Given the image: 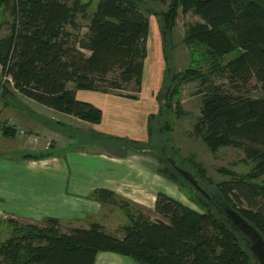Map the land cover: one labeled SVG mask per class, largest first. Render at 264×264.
<instances>
[{"label": "trees", "instance_id": "obj_1", "mask_svg": "<svg viewBox=\"0 0 264 264\" xmlns=\"http://www.w3.org/2000/svg\"><path fill=\"white\" fill-rule=\"evenodd\" d=\"M83 1L12 0L8 33L0 37V64L3 75L22 94L99 123L102 111L78 100L68 83L78 89L110 91L124 89L126 82L136 79L142 87L150 32V19L142 6L148 0H99L88 27L90 46L68 28H80L78 15H85L92 3ZM10 2L0 0V21ZM180 5L203 20L190 26L187 41L209 47V72L186 73L205 86L196 130L213 149L243 147L263 175L264 96L254 97L251 92L261 89L264 93V0H174L168 22L174 20ZM87 47L92 50L89 56L82 50ZM102 50L111 52L110 58L101 57ZM236 50L240 51L237 56L222 62L224 55ZM118 61L125 68L122 80L108 79V71ZM216 78L227 84H217ZM253 82L258 86L252 87ZM10 129L5 133H16ZM46 155L51 154L25 157ZM161 173L178 182L175 174ZM206 189L213 201L190 193L202 212L159 192L154 210L159 217L153 221L141 212L136 214L131 200L110 190H96L95 198L118 204L128 216L123 237L98 224L63 232L62 222L55 218L40 221L41 227L10 220L14 236L0 243V264H95L100 251L119 253L140 264H252L253 255L231 228L224 207L236 209L264 235V183L239 176L221 182L215 190ZM231 196L246 200L251 209H239Z\"/></svg>", "mask_w": 264, "mask_h": 264}, {"label": "crops", "instance_id": "obj_2", "mask_svg": "<svg viewBox=\"0 0 264 264\" xmlns=\"http://www.w3.org/2000/svg\"><path fill=\"white\" fill-rule=\"evenodd\" d=\"M163 55L162 48L161 58ZM152 62L155 66L145 64V85L135 97L120 91L78 89L75 83H68V90L78 100L102 111L99 123L41 104L16 90L11 82L4 86L2 76L6 77L0 64L2 231L11 227L9 218L33 222L55 218L72 228L98 224L108 233L123 237L130 223L128 216L118 204L95 198L96 190H110L152 211L159 192L180 200L173 194L169 180L158 173L151 151L143 149L151 142V124L160 115L162 105L159 85L154 91H145L148 70L159 74L163 67L158 59ZM10 128L16 134H6ZM21 129L33 137L24 136ZM101 137L127 143L130 148L114 153ZM40 153L51 155L25 157ZM95 264L140 263L119 253L100 251Z\"/></svg>", "mask_w": 264, "mask_h": 264}, {"label": "rangeland", "instance_id": "obj_3", "mask_svg": "<svg viewBox=\"0 0 264 264\" xmlns=\"http://www.w3.org/2000/svg\"><path fill=\"white\" fill-rule=\"evenodd\" d=\"M9 2L10 6L4 7L2 20L0 21V37L8 33V26L12 20L11 4L13 2L12 0H9ZM83 2L89 1L84 0ZM98 2L99 0H92L86 14L80 13L78 15L79 29L73 30L68 26L78 40L87 42L86 44L89 46L91 45V35L88 28L90 17L95 11ZM173 2L174 0H148L142 6L143 11L150 19V32L147 38L148 56L145 59V64L147 62L149 66L150 63L155 66V64H152L154 59H158V64L163 63L161 73L158 74L154 70L149 69V75L146 77L145 91H154L159 85L160 102L162 105L160 115L151 124V142L143 149L151 151L158 173L169 180L173 188V194L186 205L202 212L203 210L190 198V193L194 195H200L201 193L190 191L189 186L184 183L182 177L168 162V157H173L179 166L192 172L200 184L209 190H215L221 182L239 176L250 179L257 184H263L264 174H258V169H256L257 161L248 159L243 147L220 146L213 149L204 137L198 134L196 127L201 119L205 86L201 84L200 80L191 79L193 76H188L186 73L192 70L199 73L200 71L204 73L209 72L211 69L210 57L207 52L209 47L204 42L187 41L186 37L190 26L203 21L192 10L185 11L183 6L180 5L176 11L174 20L167 21V15ZM162 48L164 51L163 58H161ZM82 50L88 56L92 54V50L88 49V47ZM239 52V50H236L224 55L222 62L227 63L237 56ZM110 54L112 53L104 52L103 50L100 52L101 57L109 56L110 58ZM124 69V66L118 61L108 71L106 77L111 80L121 81V74ZM2 80L4 81V86L5 82L9 83L8 80L3 79V76ZM215 82L217 84H227L221 78H216ZM144 85V79L142 80V87H139L140 84H137L136 79H132L124 84V89L110 91H120L125 95H136L143 90ZM257 86V83H252V87ZM166 89H169L167 95H165ZM251 95L261 97L264 96V93L261 89H257L252 91ZM91 135L94 138L97 137L95 133ZM101 140L108 146L107 149H110L114 153H123L130 148L129 144L124 142L111 141L109 139L107 141L102 137ZM161 170L165 173L175 174L178 182L162 174ZM231 199L239 209H251L250 204L246 200L237 201L233 196H231ZM134 203V205H131V208L134 209L136 214L141 212L152 221L159 217L154 210L152 211L143 205ZM8 220H15L21 223L33 222L16 218H9ZM39 222L33 223H37L36 225L41 227ZM43 222L46 221L43 220ZM63 227L65 229L63 228L62 231L66 232L68 230L66 228L70 226L63 223ZM12 228L11 225L10 228L3 231L0 229V243L14 236ZM252 264H255V260Z\"/></svg>", "mask_w": 264, "mask_h": 264}, {"label": "water", "instance_id": "obj_4", "mask_svg": "<svg viewBox=\"0 0 264 264\" xmlns=\"http://www.w3.org/2000/svg\"><path fill=\"white\" fill-rule=\"evenodd\" d=\"M167 160L174 170L182 177L183 181L189 186L190 191H198L209 201H213L210 193L200 184L199 180L192 172L179 166L173 157H168ZM224 212L231 228L239 234L245 244V248L253 255L255 264H264V235L254 224L250 223L244 216H242V214L230 205L227 204L224 207Z\"/></svg>", "mask_w": 264, "mask_h": 264}, {"label": "built area", "instance_id": "obj_5", "mask_svg": "<svg viewBox=\"0 0 264 264\" xmlns=\"http://www.w3.org/2000/svg\"><path fill=\"white\" fill-rule=\"evenodd\" d=\"M20 132H21V134H23L26 137H33V135H34V134H31L28 131L23 130V129H21Z\"/></svg>", "mask_w": 264, "mask_h": 264}, {"label": "bare ground", "instance_id": "obj_6", "mask_svg": "<svg viewBox=\"0 0 264 264\" xmlns=\"http://www.w3.org/2000/svg\"><path fill=\"white\" fill-rule=\"evenodd\" d=\"M6 77V80H10L11 81V78L10 77H8V76H5Z\"/></svg>", "mask_w": 264, "mask_h": 264}]
</instances>
